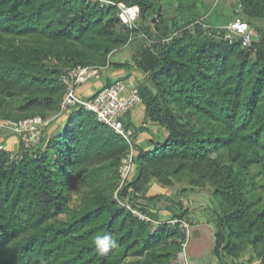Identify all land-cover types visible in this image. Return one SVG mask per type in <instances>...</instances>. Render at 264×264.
<instances>
[{"label":"trees","instance_id":"trees-1","mask_svg":"<svg viewBox=\"0 0 264 264\" xmlns=\"http://www.w3.org/2000/svg\"><path fill=\"white\" fill-rule=\"evenodd\" d=\"M114 1L140 7L134 36L149 41L136 66L115 69L144 75L136 85L145 115L165 133L149 149L134 144L136 170L121 195L159 219L149 208L168 201L146 199L151 181L181 186L179 197L208 190L219 200L220 262L225 253L264 264V0H239L240 14L218 0L230 13L222 8L215 20L209 12L172 19L159 0ZM237 16L253 32L249 48L214 30ZM130 34L113 6L0 0V120L55 117L66 93L62 71L105 65ZM64 117L62 130L49 133L58 119L51 121L34 151L20 146L11 160L10 151L0 150V264H182L184 236L177 227L141 222L114 200L130 145L80 106ZM105 233L116 247L100 255L93 240Z\"/></svg>","mask_w":264,"mask_h":264},{"label":"built area","instance_id":"built-area-1","mask_svg":"<svg viewBox=\"0 0 264 264\" xmlns=\"http://www.w3.org/2000/svg\"><path fill=\"white\" fill-rule=\"evenodd\" d=\"M94 3H100L101 6H113L117 10V17L122 25L131 33L128 44L134 41V32L138 28L141 9L138 5H128L123 1L114 0H90ZM218 1V0H217ZM236 6L235 13L240 14L242 6L239 0H227ZM199 23V22H198ZM208 29V25H203ZM218 37L232 43L234 40H240L243 48H249L253 42V32L248 23L241 16L235 17L227 24H220L214 27ZM110 58V57H109ZM110 69V59L105 65H78L72 68H66L60 74V82L65 87L66 93L61 103V111L55 117L49 120H43L40 117L13 120H0V130L14 135L17 138L21 148L25 151H34L41 142L43 132L49 126L51 121L64 117L71 108L80 106L87 111L96 115L97 121L108 126L116 135L122 137L129 145L130 151L123 159L119 167L120 183L114 193V200L117 204L130 212L137 220L152 224L154 227L168 225L176 228L184 236L182 243L185 246V240L189 236V223L186 219L170 218V219H153L146 212L140 210L134 204L130 195L122 196L121 193L129 180L134 175L136 164L134 157L136 148L134 144V134L136 129L128 127L126 117L137 106L142 105L143 101L139 93L138 87L134 80L127 79L114 80L109 86L97 92L90 99H83L77 93L80 86L99 79L101 75ZM4 147L0 145V150ZM17 152H10V159H18ZM132 189H128V194ZM179 261L182 264H189L183 252L179 253Z\"/></svg>","mask_w":264,"mask_h":264},{"label":"rangeland","instance_id":"rangeland-1","mask_svg":"<svg viewBox=\"0 0 264 264\" xmlns=\"http://www.w3.org/2000/svg\"><path fill=\"white\" fill-rule=\"evenodd\" d=\"M159 1H163L166 8L168 7L170 9V18L172 17V19L179 12L181 13L180 17H182V20L206 14L207 12L211 13V20H215L218 19L217 14L222 11V8L225 10L226 14L230 13L229 7H227V5L222 6V2L219 3L217 0ZM193 4L194 7L192 6ZM149 23L148 19L146 23L147 26H149ZM148 44L149 41L147 39L137 37L127 46L116 50L112 53L110 58L113 67L115 68L117 64H130L136 66L140 61L139 54ZM63 126L64 124L61 125L59 130H62ZM177 187V185L174 186V188ZM180 187L181 186H179V188ZM182 201L185 204L178 201L175 202V207L177 209L181 208V210L187 208L188 210L187 221L189 223V236L185 240V246L183 245V248H181L186 261L189 264H222L215 253L216 240L219 233L216 214L219 207L218 198L212 196L208 190H188L184 194ZM223 256L225 257V264H249L247 261L248 258L245 255L239 261L229 257L225 253ZM254 264H258V262Z\"/></svg>","mask_w":264,"mask_h":264},{"label":"crops","instance_id":"crops-1","mask_svg":"<svg viewBox=\"0 0 264 264\" xmlns=\"http://www.w3.org/2000/svg\"><path fill=\"white\" fill-rule=\"evenodd\" d=\"M228 7V6H227ZM170 12V9H169ZM170 16V13L169 15ZM132 79L136 84L144 79V75L140 74L137 70H134L129 75L128 71L125 69H115L111 67L108 71L104 72L99 79L92 80L82 86L77 90V93L83 99H90L97 94L98 91L103 89L107 84L112 83L116 79ZM66 117V116H65ZM65 117L58 119L54 122L48 132L53 134L59 131L61 125L64 124ZM127 123L138 129V134L136 138V143L139 148L149 149L152 145V140L154 137L161 138L165 135L163 129L159 126L152 125L146 115L143 104L137 106L133 109L126 118ZM64 127V126H63ZM3 137L6 140L2 146L10 152H18L20 150V144L17 138L10 133H3ZM177 188H166L158 185L156 182L151 181L149 183V189L146 194V199H156L158 197H163L168 203L165 202L153 204L156 209L150 207L149 210H153L160 215L161 219H170L173 217L175 212L181 211V208L175 207V202L182 201L183 196L179 197ZM153 208V209H152ZM188 214V213H187ZM188 220L187 216L185 218Z\"/></svg>","mask_w":264,"mask_h":264},{"label":"clouds","instance_id":"clouds-1","mask_svg":"<svg viewBox=\"0 0 264 264\" xmlns=\"http://www.w3.org/2000/svg\"><path fill=\"white\" fill-rule=\"evenodd\" d=\"M93 243L96 246V251L100 255H104L109 251L110 248L116 247V241L110 234L107 233L103 235L97 234L94 237Z\"/></svg>","mask_w":264,"mask_h":264}]
</instances>
